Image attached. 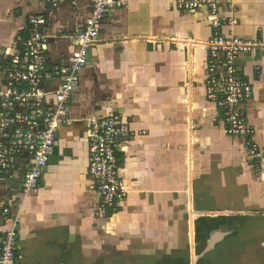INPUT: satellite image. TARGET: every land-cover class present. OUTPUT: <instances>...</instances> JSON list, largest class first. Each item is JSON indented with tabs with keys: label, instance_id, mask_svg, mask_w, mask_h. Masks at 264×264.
<instances>
[{
	"label": "crops",
	"instance_id": "obj_1",
	"mask_svg": "<svg viewBox=\"0 0 264 264\" xmlns=\"http://www.w3.org/2000/svg\"><path fill=\"white\" fill-rule=\"evenodd\" d=\"M233 1L237 24L223 33L252 43L236 67L252 86L246 113L257 154L224 132L207 98L208 12L125 0L89 49L38 190L23 197L0 184V205L9 195L20 219L16 264H264V0ZM90 3L64 0L54 11L51 64L72 56ZM47 9L0 0V64L28 17ZM115 115L133 135L119 146L127 194L112 213L99 209L88 174L84 120Z\"/></svg>",
	"mask_w": 264,
	"mask_h": 264
},
{
	"label": "built area",
	"instance_id": "obj_2",
	"mask_svg": "<svg viewBox=\"0 0 264 264\" xmlns=\"http://www.w3.org/2000/svg\"><path fill=\"white\" fill-rule=\"evenodd\" d=\"M44 14L27 19V35L5 52L0 64V178L15 182L23 196L40 187V180L54 152L57 131L71 120L65 117L67 103L79 84V73L87 65L89 49L96 43L108 14L125 5V0H91L89 16L74 36L72 56L51 64L47 55L49 23L64 0H42ZM177 0L183 12L206 10L212 36L206 42L208 60L206 95L220 115L224 132L245 140L248 153L257 154L253 131L247 126L246 105L252 86L236 67L239 55L252 43L223 29L237 24L233 0ZM259 74V69H256ZM88 144V174L99 199V209L116 212L127 190L120 174L119 146L133 135L120 116L85 119ZM9 198H8V197ZM0 205V264H16L19 252L20 219L5 194Z\"/></svg>",
	"mask_w": 264,
	"mask_h": 264
},
{
	"label": "trees",
	"instance_id": "obj_3",
	"mask_svg": "<svg viewBox=\"0 0 264 264\" xmlns=\"http://www.w3.org/2000/svg\"><path fill=\"white\" fill-rule=\"evenodd\" d=\"M26 35H27V33L25 32L24 34L20 35V37H21V38H25ZM0 184H1V185H6L5 182H4V180L1 179V178H0ZM7 184H8V187H9V188H8V190H9L8 193L11 194V193H13V191H16V190H17V186H16L15 182H9V183H7ZM14 186H15V187H14Z\"/></svg>",
	"mask_w": 264,
	"mask_h": 264
},
{
	"label": "rangeland",
	"instance_id": "obj_4",
	"mask_svg": "<svg viewBox=\"0 0 264 264\" xmlns=\"http://www.w3.org/2000/svg\"><path fill=\"white\" fill-rule=\"evenodd\" d=\"M4 57H5V55H4ZM4 57H3V58H4ZM3 58H2V59H3Z\"/></svg>",
	"mask_w": 264,
	"mask_h": 264
}]
</instances>
